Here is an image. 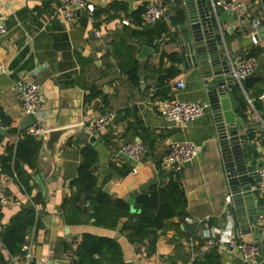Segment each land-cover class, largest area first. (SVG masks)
I'll return each instance as SVG.
<instances>
[{"label": "crops", "instance_id": "1", "mask_svg": "<svg viewBox=\"0 0 264 264\" xmlns=\"http://www.w3.org/2000/svg\"><path fill=\"white\" fill-rule=\"evenodd\" d=\"M157 1L167 5L169 14L157 25L147 26L142 22V14ZM206 1L214 34L232 69L255 48L264 49V40L256 46L251 38L253 21L264 19L263 0L245 1L249 10L244 20L215 10L212 3L217 0ZM95 3L98 23L94 26L85 12L78 14L73 22L58 18L57 0H0L8 31L0 42V109L4 114V119H0L4 131L0 133V187L11 199L8 207H0V234L23 208L35 207L39 221L38 228L29 232L21 247L23 255L9 256L0 239V251L6 254L7 264H74L84 234L116 240L121 247L122 264H194L196 261L244 264L240 257L227 251L206 248L205 231H222L228 222L225 210L228 181L210 110L204 118L181 127L165 121L151 105L152 100H165L158 96V78L171 68L178 69L179 74L165 83L170 99L209 105L207 84L211 80L205 79L197 66L180 70L186 61L180 31L187 20L184 0H95ZM124 21H130V25L124 26ZM95 28L101 32V39L94 37ZM148 43L154 52L142 60V49ZM173 54L181 57V61L173 63L167 58ZM260 58L258 73L262 78L264 55ZM134 69L138 77L136 84L129 79V72ZM24 78L43 86L44 127L49 131L82 125L87 129L92 119L108 112L116 113L113 125L96 136L93 144L98 155L97 187L126 201L134 220L143 206L138 205L137 211H132L136 198L141 193L148 195L150 187L160 183L159 167L171 146L180 141L196 145L199 155L190 167H173L181 173L187 198L186 216L167 223L166 229L158 234L155 249L147 242L131 243V232L123 231L122 226L97 227L89 218L91 211L80 217V224L66 223L63 202L73 193L71 183L82 163L81 150L90 145L89 139H82L84 132L60 147L52 165L40 160L33 170L21 166L24 172L34 175L29 191L20 185L16 175L2 173L1 158L7 156L8 149H17L30 128L26 125L29 118L24 116L14 90L15 83ZM178 82L185 84L184 89H177ZM92 89L98 95L88 102ZM239 89L235 95L243 109L236 120L240 117L243 127L255 129L245 153L248 165L256 166L264 155V107L260 102L264 84L260 80L250 89ZM146 138L153 142V149L141 164L119 155L123 145ZM134 168L136 174H132ZM36 176L44 181L46 198ZM253 193L264 212V191ZM187 221L199 223L193 236L182 229ZM233 223L241 239L255 242L252 235L242 234L236 221ZM258 227L264 230V215ZM258 244L259 264H264V242ZM27 253L32 256L31 262L25 259Z\"/></svg>", "mask_w": 264, "mask_h": 264}, {"label": "trees", "instance_id": "2", "mask_svg": "<svg viewBox=\"0 0 264 264\" xmlns=\"http://www.w3.org/2000/svg\"><path fill=\"white\" fill-rule=\"evenodd\" d=\"M264 1V0H263ZM97 17V13H96ZM264 55V49L255 48L247 58L260 57ZM173 63L180 62L177 55L167 56ZM179 74V70L171 68L161 73L158 78V96L162 99H170L165 83L169 79H174ZM261 82L264 84V65L262 67ZM129 79L137 83V70L129 72ZM239 87L236 91H239ZM95 90L91 95L96 97ZM243 115V113H242ZM0 119H4V114L0 109ZM143 143L153 149V142L149 139H142ZM42 143L25 135L19 143L17 149L7 150V156L1 158L2 173L16 175L20 185L26 190H30L29 182L32 174L22 170V165H27L30 169H35L40 162L39 154ZM82 163L78 168V176L71 183L73 193L69 198L64 199L63 209L66 213L65 219L68 225L80 224V217L88 212L90 219L95 221V225L105 229H117L122 226L123 231H130L131 243H145L155 249L158 234L165 230L167 223L177 217L186 216L187 198L181 183V173L178 169H171L169 172L159 167L160 183L150 187L148 190V201L142 206L140 215L134 220L130 212L129 204L110 194L101 191L97 187L96 169L98 163L97 151L93 145H87L81 150ZM126 220V222H124ZM38 218L35 207L23 208L20 213L13 217L7 227L0 234L3 250L11 257L23 255L21 247L26 242V237L32 229L38 228ZM97 257V259H95ZM122 264V253L119 243L110 238L98 237L91 234H84L77 251V260L74 264ZM0 264H7L6 254L0 251ZM194 264H201L196 261Z\"/></svg>", "mask_w": 264, "mask_h": 264}, {"label": "water", "instance_id": "3", "mask_svg": "<svg viewBox=\"0 0 264 264\" xmlns=\"http://www.w3.org/2000/svg\"><path fill=\"white\" fill-rule=\"evenodd\" d=\"M226 1L232 2V0ZM184 6L187 20L180 27V31L183 37L182 53L186 61L180 66V70L185 71L197 66L203 72L204 78L211 80L207 84V96L222 155L223 169L228 181L226 196L229 194L232 196L233 221L237 222V227L243 235L250 234L255 242H264V230L258 227V221L264 212L263 208L258 207L259 199L252 192V187L259 182L256 172L263 168L264 161H260L256 166H250L245 153V149L251 145V136L255 129L243 127V119L240 117L238 121L236 120L237 115L243 109L235 95L238 86L234 84L231 77L232 66L225 51L221 48V42L214 34L207 1L184 0ZM258 38L264 40V30L260 31ZM153 52L152 44L148 43L143 47L140 58L147 60ZM180 59L182 58L180 57ZM260 80L259 73L247 77L243 81V89L252 88ZM33 124V118L27 119V127H31ZM86 131L85 125H82L44 133L39 160L52 165L60 147L67 144L70 138L83 132L85 134L82 139H89V144L93 145L96 138L90 137ZM241 131L242 134H240ZM0 133H4L1 128ZM190 166L191 163L184 164V167ZM173 167L179 168L180 165L175 164ZM35 179L42 190L43 197L46 198L48 193L44 181L40 176H36ZM147 201L148 195L141 193L136 198V206L132 211L136 212L138 205H144ZM198 226V222L187 221L182 224V229L188 235L193 236Z\"/></svg>", "mask_w": 264, "mask_h": 264}, {"label": "built area", "instance_id": "4", "mask_svg": "<svg viewBox=\"0 0 264 264\" xmlns=\"http://www.w3.org/2000/svg\"><path fill=\"white\" fill-rule=\"evenodd\" d=\"M59 2L58 18H62L67 22H73L76 16L80 13L87 12L91 23L95 26L98 23L96 13L97 6L95 0H57ZM213 8L220 9L224 13L234 15L238 20H244L248 15L249 6L245 1L232 0H217L212 3ZM169 14V8L162 1H157L148 5L143 14L142 22L147 26H155ZM6 16L2 9H0V42L3 41L8 31L5 27ZM124 26H129L130 21H124ZM251 38L254 45L259 44V33L264 30V19L255 20L252 23ZM93 35L96 39H101L102 35L98 29H94ZM261 67V58L252 57L246 58L237 62L236 66L231 71V77L234 84L239 88H243V81L252 75L259 72ZM177 89H184L185 84L178 82ZM14 90L19 97L23 114L26 118H33L34 124L27 130V135L42 141L44 133L48 132L44 127L43 114V86L36 80L24 78L18 80L14 85ZM152 100V99H151ZM260 102L264 107V95L260 97ZM151 105L157 110L160 116L168 123H173L177 126H185L196 120L202 119L210 110V106L199 101L186 102L180 100L165 99L158 101L152 100ZM115 112H108L92 119L87 125V132L90 136L96 137L101 135L109 128L116 120ZM151 150L148 144L143 142H132L121 147L119 155L129 161L141 164L150 154ZM199 155V149L191 142L180 141L174 143L169 152L162 160V168L170 170L175 164L183 166L187 163H192ZM264 161V155H263ZM136 168L132 170V174H136ZM257 176L259 182L252 187V192L256 190L264 191V166L258 170ZM11 204V199L3 188L0 187V207H8ZM232 196L229 194L225 197V210L228 216L227 225L222 231L215 232L206 230L204 238L207 241L206 248H219L227 251L233 256H238L244 264H259L261 258V247L257 242H247L239 236L236 232L233 216L231 212ZM206 249V250H207ZM25 259L28 262L32 261L30 254H25ZM162 264H171L164 262Z\"/></svg>", "mask_w": 264, "mask_h": 264}]
</instances>
